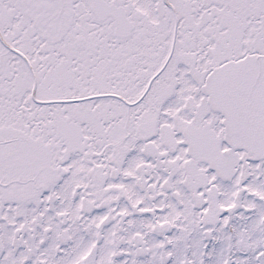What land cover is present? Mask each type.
Segmentation results:
<instances>
[{"label": "snow or ice", "instance_id": "1", "mask_svg": "<svg viewBox=\"0 0 264 264\" xmlns=\"http://www.w3.org/2000/svg\"><path fill=\"white\" fill-rule=\"evenodd\" d=\"M0 264H264V0H0Z\"/></svg>", "mask_w": 264, "mask_h": 264}]
</instances>
